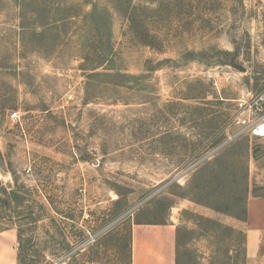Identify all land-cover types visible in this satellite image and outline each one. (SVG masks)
Returning <instances> with one entry per match:
<instances>
[{
    "label": "rangeland",
    "instance_id": "374dc122",
    "mask_svg": "<svg viewBox=\"0 0 264 264\" xmlns=\"http://www.w3.org/2000/svg\"><path fill=\"white\" fill-rule=\"evenodd\" d=\"M261 0H0V233L17 264H130L133 224L176 264H248ZM256 264H261L258 259Z\"/></svg>",
    "mask_w": 264,
    "mask_h": 264
},
{
    "label": "crops",
    "instance_id": "0c3cea01",
    "mask_svg": "<svg viewBox=\"0 0 264 264\" xmlns=\"http://www.w3.org/2000/svg\"><path fill=\"white\" fill-rule=\"evenodd\" d=\"M264 11V0H261ZM246 217L243 221L248 264H264V138L249 137ZM176 225L133 224L130 264H176ZM0 264H17L13 238L0 233Z\"/></svg>",
    "mask_w": 264,
    "mask_h": 264
},
{
    "label": "built area",
    "instance_id": "2783aa9c",
    "mask_svg": "<svg viewBox=\"0 0 264 264\" xmlns=\"http://www.w3.org/2000/svg\"><path fill=\"white\" fill-rule=\"evenodd\" d=\"M234 132L227 143L242 137L264 138V94L247 95L236 100Z\"/></svg>",
    "mask_w": 264,
    "mask_h": 264
},
{
    "label": "trees",
    "instance_id": "16d2710c",
    "mask_svg": "<svg viewBox=\"0 0 264 264\" xmlns=\"http://www.w3.org/2000/svg\"><path fill=\"white\" fill-rule=\"evenodd\" d=\"M244 216L246 217V213H245V211H244ZM244 220H245V218H244Z\"/></svg>",
    "mask_w": 264,
    "mask_h": 264
}]
</instances>
